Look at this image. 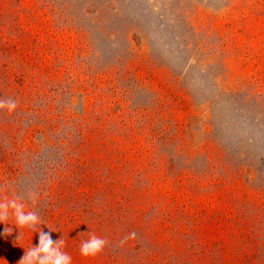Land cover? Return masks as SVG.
<instances>
[{
	"label": "rangeland",
	"instance_id": "374dc122",
	"mask_svg": "<svg viewBox=\"0 0 264 264\" xmlns=\"http://www.w3.org/2000/svg\"><path fill=\"white\" fill-rule=\"evenodd\" d=\"M0 99V197L71 264H264V0H0Z\"/></svg>",
	"mask_w": 264,
	"mask_h": 264
},
{
	"label": "clouds",
	"instance_id": "9594fccd",
	"mask_svg": "<svg viewBox=\"0 0 264 264\" xmlns=\"http://www.w3.org/2000/svg\"><path fill=\"white\" fill-rule=\"evenodd\" d=\"M17 103L14 100L0 99V110L6 109L8 113L15 111ZM29 199L35 203V194H29ZM25 203L20 198L7 199L0 197V225H5V221L12 218L15 223L5 226L4 233L11 234L13 227L18 230V240L20 230L28 229L39 236V245H31L25 252L18 264H71V256L67 252H62L64 241L59 240L55 244L51 239L50 230L45 233L39 226L41 220L35 211H25ZM134 236V233L132 234ZM107 241L99 236L91 234L87 240L81 242L80 253L83 257H95L105 247Z\"/></svg>",
	"mask_w": 264,
	"mask_h": 264
}]
</instances>
